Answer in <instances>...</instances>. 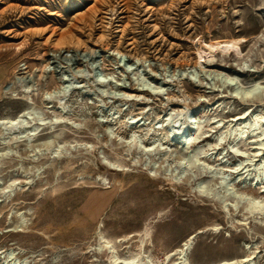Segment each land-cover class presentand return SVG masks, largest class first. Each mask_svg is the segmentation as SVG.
<instances>
[{
	"label": "rangeland",
	"instance_id": "obj_1",
	"mask_svg": "<svg viewBox=\"0 0 264 264\" xmlns=\"http://www.w3.org/2000/svg\"><path fill=\"white\" fill-rule=\"evenodd\" d=\"M263 25L264 0H0V264H111L98 233L120 256L141 250L161 262L195 234L186 255L191 264H220L252 251L264 264V214L249 215L245 200L199 197L194 182L217 180L208 171L188 170L193 182L175 183L180 135L165 139L164 151L145 152L169 126L164 114L189 109L205 136L196 145L204 149L200 161L226 178L244 173L232 168L243 158L226 150L230 139L216 145V119L236 120L248 110L264 116V105L247 107L216 92L204 72L217 60L242 83L264 79ZM238 38L247 40L244 59L205 56V43ZM66 50L74 56L65 59ZM159 83L164 91L156 95ZM29 105L46 125L29 115L18 127L2 122ZM177 125L194 128L185 119ZM145 130L141 147L130 140ZM48 137L62 146L60 157L42 146ZM253 140L239 141V151L253 153ZM247 183L240 178L232 190L264 199ZM20 216L25 225L18 228Z\"/></svg>",
	"mask_w": 264,
	"mask_h": 264
},
{
	"label": "bare ground",
	"instance_id": "obj_2",
	"mask_svg": "<svg viewBox=\"0 0 264 264\" xmlns=\"http://www.w3.org/2000/svg\"><path fill=\"white\" fill-rule=\"evenodd\" d=\"M246 42L247 40L245 38H238L205 43V56H210L211 54L216 53V55H220L223 59L230 55L235 56L236 59H240V57L243 56L241 45ZM96 52L97 51H95V53ZM56 53L60 54L59 51H52L53 55H57ZM71 53L72 52L70 50H66L63 54L64 58L68 59V57H73L74 54ZM85 53L86 52H83L80 55L83 56L85 55ZM198 55L199 56H197L198 60L196 63L198 66H202L203 63H205L206 58L205 56L201 55L200 52ZM119 59L120 56L117 60L115 59L116 64H119ZM136 63L139 64V62ZM208 65L209 69L204 72V75L209 77L210 80L214 83L216 82V92L222 93L226 91L232 99L240 101L241 103H243V105L247 107H253L256 104H259L260 107L264 105V79H258L251 82L242 83L240 82V80H238V77L235 74L228 73V70L224 66V64H218L217 60L216 63H214L213 61H209ZM187 70L194 71L197 70V67L190 69L182 68L177 71V74L183 75L187 72ZM151 79L141 78V81L147 83H154V81H152ZM103 81L104 80L102 79L101 83H103ZM156 85V95H160L164 91V85L160 83ZM65 91V86L63 85L60 91H58L56 94L60 96ZM51 95V93H46L44 101L50 103L52 99ZM219 107L220 104L216 102V108ZM24 115H29L30 117H32L31 119L38 120L40 122L39 126L46 125L41 111L39 112L38 109L34 108L31 105L26 107L16 117L4 118L2 122L9 126L18 127L25 124L26 121L22 119ZM164 117L166 118V121L168 122L167 124L169 126L162 128L161 133H158L156 131L157 134H154L153 137L150 138V148L144 149L145 152H150L156 149L164 151L165 147L163 146L165 144V139L172 142L175 140L174 136H181V140L178 141L180 142V144L183 145L184 148L180 154L181 162H179V164L182 166V170L178 173L176 172L177 177L175 178L174 182L180 184L182 181L185 180V182L189 185L191 182H193V176L190 175L186 177L184 175L186 171L195 169L196 171H199L200 174L207 173L206 171H208L209 173H212L214 176H216L217 180L213 182V180L201 179L197 182H194L192 189L199 197L209 201L221 200L225 202L226 200H229L233 205H237L241 200H245V209L249 215H256L259 217L263 216V198H255L252 196H245V198H243L241 194H238L234 192V190H232V185L235 184L240 178H242L243 181L248 182L247 184L252 188L257 189L260 192H264V116L262 115V113H252V111L248 110L245 112L243 117L238 118L236 120L224 121L222 119H216V145H221L228 138L231 142L228 146V149L226 150H231L236 156L243 158V160H238L232 166V168L236 171H239L240 169H245V171L243 174L237 172L236 176L233 178H226L224 176V170L216 168L215 171L212 166L200 161L201 156L204 154V149L203 147L196 145L199 144L205 136L204 133L201 131V123L193 121L194 119L192 111H190L189 109H184L174 114L166 113L164 114ZM182 119L187 120L190 125L194 126L192 132L186 131L183 127L178 125L173 126V124H180V121ZM237 120H239V123H234V121ZM58 123L59 121L57 118L54 120V122H52L53 125ZM156 129L157 128L153 130ZM37 131L38 127L30 129V132L28 133L29 139L27 138L29 142L36 135ZM24 133L26 132L24 131ZM148 134V130H145L141 133L133 132L130 135V140L136 141L141 147L144 139L149 137ZM248 135H251L254 138V140L250 142V145L254 146L253 153L240 152L237 147V143L245 139ZM42 146L51 149V153L54 158L58 156L60 157L62 146H59V144H55L52 139H49V137L46 138ZM192 146H194V148L192 150H189V148H191ZM226 150L222 149L219 152L218 155L221 156L219 161H221L225 157ZM107 165L108 167L116 171H119L122 168L121 165L113 162H107ZM152 169L156 171L158 169V165L154 163ZM216 185L219 186L221 191L216 190ZM227 206V203L224 204V208H226ZM19 219L20 223L18 228L24 227L25 222L22 216H20ZM98 237L100 243L99 250H107L111 264H191L187 260L186 255L192 247L196 235L193 234L185 238L180 243L179 247L176 248L174 251L166 254V256L161 262L155 260L152 256L144 255L141 250L137 251L136 253L133 252L128 253L124 256H120L114 246V242L111 239L105 238V236H103L101 233H98ZM16 255L17 254L13 250L9 251L10 259H14ZM255 258L256 252L252 251L243 258L226 261L220 264H256L254 261ZM16 262L19 261L15 260L14 263Z\"/></svg>",
	"mask_w": 264,
	"mask_h": 264
}]
</instances>
